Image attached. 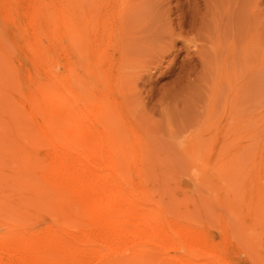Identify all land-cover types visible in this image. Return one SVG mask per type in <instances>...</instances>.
<instances>
[{
	"label": "bare ground",
	"instance_id": "1",
	"mask_svg": "<svg viewBox=\"0 0 264 264\" xmlns=\"http://www.w3.org/2000/svg\"><path fill=\"white\" fill-rule=\"evenodd\" d=\"M124 1L98 0L88 10L79 0H0V205L10 211L0 216V264H240L244 257L230 250L224 216L222 241L154 186L109 52L126 32ZM18 17L32 32L23 42L5 32ZM253 210L264 215V199Z\"/></svg>",
	"mask_w": 264,
	"mask_h": 264
},
{
	"label": "rangeland",
	"instance_id": "2",
	"mask_svg": "<svg viewBox=\"0 0 264 264\" xmlns=\"http://www.w3.org/2000/svg\"><path fill=\"white\" fill-rule=\"evenodd\" d=\"M97 1L79 3L90 10L98 7ZM123 3L126 38L122 35L121 43L109 50L120 83L116 94L143 137L152 174L164 181L154 177L155 188L174 209L222 241L224 216L230 250L244 253L240 264H264V215L253 210L264 199V0ZM21 18L5 27L6 35L18 42L32 35ZM24 125H29L27 132L34 127L27 121ZM228 209L237 215L227 211L226 216ZM3 212L10 211L2 206L0 216Z\"/></svg>",
	"mask_w": 264,
	"mask_h": 264
}]
</instances>
